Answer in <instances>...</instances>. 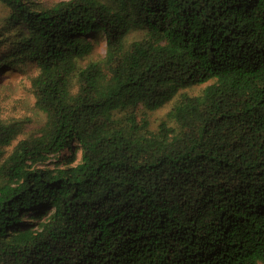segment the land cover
Masks as SVG:
<instances>
[{
    "label": "trees",
    "instance_id": "1",
    "mask_svg": "<svg viewBox=\"0 0 264 264\" xmlns=\"http://www.w3.org/2000/svg\"><path fill=\"white\" fill-rule=\"evenodd\" d=\"M0 2L46 118L0 162V264H264V0Z\"/></svg>",
    "mask_w": 264,
    "mask_h": 264
},
{
    "label": "rangeland",
    "instance_id": "2",
    "mask_svg": "<svg viewBox=\"0 0 264 264\" xmlns=\"http://www.w3.org/2000/svg\"><path fill=\"white\" fill-rule=\"evenodd\" d=\"M38 7L50 8L58 2L65 0H30ZM9 9L0 2V30L4 32L6 20L9 16ZM145 34L143 30L132 32L128 38V42L132 43L141 39ZM4 41V40H1ZM93 50L89 56L79 61L81 68L86 67L93 61L102 60L106 56V42L102 36L93 40ZM9 48V46H8ZM5 50V47H1ZM0 50V52H1ZM38 71L35 67H19L16 70L2 72L4 76L0 77V118L8 124L19 123L22 131L18 138L9 146L0 148V162L6 160L12 153L15 145L23 139L35 135L42 125L45 123V115L36 108V97L32 88V79L37 75ZM205 88L196 86L190 90H185L190 95H199ZM175 101L169 102L156 111H147L140 107L137 112V122L142 125L144 121L148 122V130L157 132L159 126L163 122H168V115L172 110ZM122 116V115H121ZM81 158V154L79 155ZM47 167H55V159H51L47 163ZM31 216H27L29 219Z\"/></svg>",
    "mask_w": 264,
    "mask_h": 264
}]
</instances>
